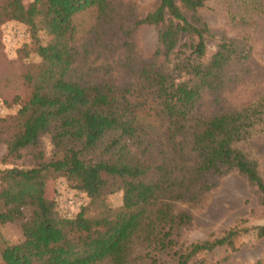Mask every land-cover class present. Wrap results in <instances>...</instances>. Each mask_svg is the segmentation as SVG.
Segmentation results:
<instances>
[{
	"label": "trees",
	"instance_id": "trees-1",
	"mask_svg": "<svg viewBox=\"0 0 264 264\" xmlns=\"http://www.w3.org/2000/svg\"><path fill=\"white\" fill-rule=\"evenodd\" d=\"M206 1L157 0L134 26L155 28L154 56L165 64L174 61L173 66L168 70L153 60L130 58L123 62L126 82L116 85L85 80L76 59L75 17L93 10L97 19H105L108 0L28 5L0 0V24L26 26L40 58L22 77L29 92L14 116L15 131L2 162L36 145L44 134L54 149L51 160L41 159L29 169H0V225L14 224L21 232L18 242L1 246L2 264H159L160 255L173 264H210L207 255L219 249L236 252L243 235L264 239V225H240L178 244L191 215L174 205L194 201L210 177L235 171L257 189L264 213V181L256 162L236 147L250 131H264V95L236 111L194 115L203 92L219 90L224 68L237 58L234 45L222 42L204 63L208 28L197 13ZM39 30L51 37L42 46ZM155 121L164 130L162 140L151 137ZM184 150L193 161L190 168L176 163ZM58 177L102 210L91 215L88 205L72 218L59 214L56 202L45 197L47 182ZM118 191L121 206L104 204L106 194Z\"/></svg>",
	"mask_w": 264,
	"mask_h": 264
},
{
	"label": "rangeland",
	"instance_id": "rangeland-1",
	"mask_svg": "<svg viewBox=\"0 0 264 264\" xmlns=\"http://www.w3.org/2000/svg\"><path fill=\"white\" fill-rule=\"evenodd\" d=\"M32 1L23 0V3L28 5ZM108 2L109 14L105 19H97L93 10L80 13L74 19L75 46L79 52L76 59L79 61L78 67L86 72L85 80L124 84L128 77L123 62L130 58L135 62L153 60L157 65L170 70L174 61L165 64L162 57L154 56L157 46L155 28L134 26L135 21L156 7L157 0ZM197 18L199 23H204L208 28V33L204 34V63L209 62L210 56L222 42L234 45L237 58L224 68L223 86L217 91L203 92L195 104L194 115L207 117L236 111L261 98L264 95V0H207L198 11ZM37 36L41 46L51 39L45 30H39ZM186 40L182 38L181 42ZM24 51H27L26 54ZM39 60L32 49L31 35L26 26L15 21L0 24V169L14 167L26 170L41 159L49 161L54 157L50 137L44 134L36 145L20 150L16 156L2 162L7 151L6 141L15 131L17 120L14 116L29 92L22 77ZM153 123L155 127L151 137L162 140L164 130L158 122ZM246 137L236 147L256 162L264 181V131L257 128ZM190 162L193 161L185 153V157L176 163L190 168ZM182 176L188 182L189 176L185 172L180 173ZM204 187L196 191L194 201H176L174 205V210L188 211L191 215L189 225L184 226L180 232L179 245L204 240L210 234L219 236L240 225H264V213L258 202L260 195L257 189L235 171L210 177ZM45 197L54 200L59 214L67 218L74 217L81 207L89 205L86 195L72 190L62 177L47 182ZM121 203V191L104 197V204L113 209L121 206ZM94 204L89 205L91 215L102 210L99 202ZM20 239L21 232L16 225H0V251L4 243H16ZM237 245L236 252L228 253L219 249L205 258L210 264H264V239L246 234L238 240ZM158 257L159 264H173L166 255Z\"/></svg>",
	"mask_w": 264,
	"mask_h": 264
}]
</instances>
